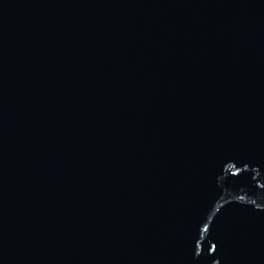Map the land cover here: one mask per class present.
<instances>
[{
  "label": "water",
  "instance_id": "water-1",
  "mask_svg": "<svg viewBox=\"0 0 264 264\" xmlns=\"http://www.w3.org/2000/svg\"><path fill=\"white\" fill-rule=\"evenodd\" d=\"M0 264H264V0H0Z\"/></svg>",
  "mask_w": 264,
  "mask_h": 264
}]
</instances>
